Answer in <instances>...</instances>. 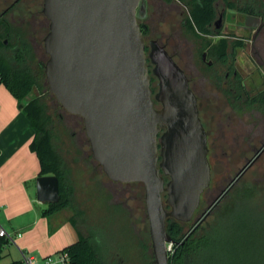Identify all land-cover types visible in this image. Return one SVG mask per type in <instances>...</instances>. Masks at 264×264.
I'll use <instances>...</instances> for the list:
<instances>
[{
	"label": "water",
	"instance_id": "95a60500",
	"mask_svg": "<svg viewBox=\"0 0 264 264\" xmlns=\"http://www.w3.org/2000/svg\"><path fill=\"white\" fill-rule=\"evenodd\" d=\"M143 6V0H44V72L48 92L83 119L106 176L144 185L154 264H170L167 221L192 220L211 184V166L185 71L156 40L146 51ZM37 200L60 201L57 176L37 179Z\"/></svg>",
	"mask_w": 264,
	"mask_h": 264
},
{
	"label": "rangeland",
	"instance_id": "374dc122",
	"mask_svg": "<svg viewBox=\"0 0 264 264\" xmlns=\"http://www.w3.org/2000/svg\"><path fill=\"white\" fill-rule=\"evenodd\" d=\"M13 2L14 0H0V16ZM43 3L44 0H34L31 3L33 13L31 12L32 15L27 13L28 19L22 26L17 24L14 26V9L4 16L13 30L12 35L7 39L8 42L16 45L20 35L33 47L32 68L35 73H38L37 62L48 60L44 38L49 31V21L42 12ZM143 7L144 10L139 12V23L147 26V34L144 36L146 51H150L151 41L156 40L165 44L167 50L175 56L176 62L185 69L191 79L193 91L197 95L200 117L207 129L212 149L211 184L202 195L196 216L188 223H180L187 235L193 228V222L200 217L202 211L229 180L232 169L240 163V158L229 156L221 149V145L224 144L221 142L222 126L225 124L227 110L222 104L223 94L220 83L228 67L222 68L210 49L206 48L207 45L215 46L220 42L217 35L214 36L213 33L210 36L195 35L183 28L182 21L189 17L187 10L180 14L175 9L160 6L158 0H149L147 10L145 4ZM204 53L207 54L205 60L202 58ZM228 55L229 65L234 66L236 54L232 47L229 48ZM46 86L48 88V84ZM152 88L155 94L158 91V80L155 76H152ZM33 95L37 96L38 92L34 91ZM42 100L54 133V144L69 167L68 180L73 189V202L72 206L66 209L68 214L77 219L78 226L84 234L96 235L99 246L109 257L112 256L111 260L121 264H154L144 185L110 180L101 165L92 157L83 119L68 113L50 93L44 95ZM235 118V114L232 113L233 126L237 124ZM248 119L249 116L243 117L242 123L249 121V128L252 123ZM259 124L261 125L260 117ZM226 145L229 150L237 144L233 138H230ZM263 166L264 160L259 163L258 173ZM255 171L256 169L250 170L236 189H242L247 185L252 186L256 178ZM254 188L257 190L255 198L249 203L244 200L237 201L235 216L231 212L229 214L238 218V223L242 218L239 223L241 225L245 218L251 217L260 221L264 227V215L261 212L264 210V183ZM230 198L231 195L224 200V203ZM219 211L224 212L223 216H225L224 214L228 213L226 204H223ZM213 212L206 219L205 224L216 219V212ZM231 219H221L215 231L222 234L221 236H230L235 231V227L231 225ZM255 223L259 224L254 221L253 224ZM14 237H16L15 234ZM10 252L12 256L9 255ZM20 259L19 249L10 242L4 249L2 264Z\"/></svg>",
	"mask_w": 264,
	"mask_h": 264
},
{
	"label": "trees",
	"instance_id": "16d2710c",
	"mask_svg": "<svg viewBox=\"0 0 264 264\" xmlns=\"http://www.w3.org/2000/svg\"><path fill=\"white\" fill-rule=\"evenodd\" d=\"M197 1L193 2L190 9L186 31L195 35H205L211 32L207 25L213 19L214 10L211 0ZM5 14L0 16V85H4L18 104L23 105L22 112L31 123L34 138L29 148L39 159L40 176L55 175L59 179L60 201L57 204H48V211L54 212L72 206L73 189L68 180L69 167L54 144V133L42 100V97L49 93L44 72L46 61L37 62L38 73H35L32 68L34 49L29 42L23 40L20 35L16 45L8 42L7 39L13 30L5 19ZM140 26L143 36H146L147 26L141 24ZM208 47L210 45L206 46ZM210 49L216 57L223 58L228 55V45L224 41L215 46L211 45ZM34 91L38 92L37 96L33 95ZM236 188L229 194L230 200L224 203L228 195L215 209V220L198 225L187 235L181 222L174 219L167 221V231L173 242V251L169 253L170 264H264L262 223L247 217L241 225L239 223L242 218L238 223V218L229 214L231 212L234 215L237 212V201L244 200L249 203L255 198L257 190L249 185L242 189ZM223 204H226L228 213L224 215L227 218L223 216L224 212L219 211ZM261 212L264 215V210ZM229 218H232L231 225L235 227V231L230 236H221L222 234L215 231L217 223L221 219ZM254 221L259 224L254 225ZM70 222L76 229L78 238L61 251L68 253L69 264H121L110 259L112 256L109 257L99 246L95 234H84L80 230L75 217L72 216ZM9 244L8 239L0 237V264L4 258V249ZM8 264L22 263L15 260Z\"/></svg>",
	"mask_w": 264,
	"mask_h": 264
},
{
	"label": "flooded vegetation",
	"instance_id": "af4514ba",
	"mask_svg": "<svg viewBox=\"0 0 264 264\" xmlns=\"http://www.w3.org/2000/svg\"><path fill=\"white\" fill-rule=\"evenodd\" d=\"M33 1L14 0L7 8L6 14L14 9V26L16 24L22 26L26 23L27 13L32 12L31 3ZM143 1L147 10L149 0ZM158 1L160 6L175 9L180 14L187 10L190 15V9H192L195 0ZM211 2L214 16L207 25L211 32L204 36H210L211 33L214 36L217 35L220 42H226L228 50L232 47L236 54L234 56V66L229 65V55L223 58L215 55L216 61L220 63L222 68L228 67L220 83L223 94L222 104L225 106L224 109L227 110L224 119L225 124L222 126L221 142H224V144L221 145V149L229 156L240 158V163L232 169L228 177L229 180L217 196L202 211L200 217L193 222L192 229L206 221L250 170L256 169V178L252 182V187L264 183V166L258 173L259 163L264 160V0H211ZM190 3L192 6H189ZM32 13L29 15H32ZM187 25V20H183L182 26L184 29ZM159 44L166 48L165 44ZM208 48L210 49L211 45ZM171 55L175 59V56ZM206 55V53L202 55L203 60H205ZM181 68L183 69V67ZM183 70L185 71V69ZM188 79L193 90L191 79L189 77ZM232 113L235 114L237 120L235 126L232 124ZM245 116H249L248 120L252 123L249 128V121L245 124L242 123ZM259 117L261 118V125L259 124ZM208 136L207 132L210 163L212 149ZM230 138H233L237 145L228 150L226 143ZM210 166L212 175L211 163ZM198 210L199 208L196 210L194 217Z\"/></svg>",
	"mask_w": 264,
	"mask_h": 264
},
{
	"label": "crops",
	"instance_id": "0c3cea01",
	"mask_svg": "<svg viewBox=\"0 0 264 264\" xmlns=\"http://www.w3.org/2000/svg\"><path fill=\"white\" fill-rule=\"evenodd\" d=\"M33 138L18 101L0 85V225L13 236L21 234L15 244L20 254L41 261L61 252L78 235L67 208L51 212L37 200L40 163L29 148Z\"/></svg>",
	"mask_w": 264,
	"mask_h": 264
},
{
	"label": "built area",
	"instance_id": "2783aa9c",
	"mask_svg": "<svg viewBox=\"0 0 264 264\" xmlns=\"http://www.w3.org/2000/svg\"><path fill=\"white\" fill-rule=\"evenodd\" d=\"M0 237H4L8 239L9 242L16 244L17 237H21V234H17V236L14 237L0 225ZM167 249L169 253L173 251V242L167 243ZM20 261L22 264H69L70 259L67 252H58L40 261L36 257L22 251Z\"/></svg>",
	"mask_w": 264,
	"mask_h": 264
}]
</instances>
